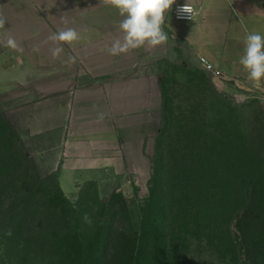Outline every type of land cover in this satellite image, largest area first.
Returning a JSON list of instances; mask_svg holds the SVG:
<instances>
[{
	"label": "crops",
	"instance_id": "0c3cea01",
	"mask_svg": "<svg viewBox=\"0 0 264 264\" xmlns=\"http://www.w3.org/2000/svg\"><path fill=\"white\" fill-rule=\"evenodd\" d=\"M186 2L196 18L172 19V8ZM172 8L162 26L166 43L111 56L106 48L122 37L118 25L124 17L100 0H0L6 19L0 41L11 35L20 49L0 43V104H7L17 128L55 138L63 191L84 173L125 174L137 163L151 166L167 89L162 63L173 76L179 72L191 80L189 70H197L216 89L219 82L264 96V80L250 81L239 63L246 35L264 36V0H176ZM65 28L79 31L81 39L71 45L48 40ZM56 46L64 51L53 59L50 49ZM69 56L75 63H67ZM180 57L190 66L177 67Z\"/></svg>",
	"mask_w": 264,
	"mask_h": 264
},
{
	"label": "trees",
	"instance_id": "16d2710c",
	"mask_svg": "<svg viewBox=\"0 0 264 264\" xmlns=\"http://www.w3.org/2000/svg\"><path fill=\"white\" fill-rule=\"evenodd\" d=\"M199 75L200 84L191 80L187 89H196L200 97L210 98L211 107L199 110V105H194L183 114L182 123L180 119L175 125L171 122L175 116L174 101L170 91L163 89L162 129L153 160L148 219L135 232L128 223V229L117 237L112 233L115 225L110 224L108 218L98 223L97 232L87 240L68 230L58 238V243L51 245L58 250L61 261L178 264L179 259L173 257L189 251L194 242H202L208 232L214 238L218 233L229 235L227 251L233 255L229 264H264L263 105L256 96L246 107H237L217 91L206 75L202 72ZM206 101V98L201 99L203 103ZM255 109L260 110L262 118ZM173 130H176L177 141ZM168 133L174 141L170 146L177 151L169 164L163 159ZM235 155L238 158L234 164L231 159ZM168 180L172 189L166 185ZM44 182L27 144L9 119L0 115V219L18 220L19 225L28 227L30 232L48 222L51 213L63 216L68 223L73 210L69 208L58 178L54 191ZM231 187L238 190L233 199V193L229 192L233 191ZM168 198H172L171 204L165 206ZM228 202L234 207L229 209ZM168 215L175 223L168 222ZM233 222L236 232L242 235L241 243L233 241L236 236L231 231ZM128 230L130 232H126Z\"/></svg>",
	"mask_w": 264,
	"mask_h": 264
},
{
	"label": "rangeland",
	"instance_id": "374dc122",
	"mask_svg": "<svg viewBox=\"0 0 264 264\" xmlns=\"http://www.w3.org/2000/svg\"><path fill=\"white\" fill-rule=\"evenodd\" d=\"M183 63L185 66H190L187 57H180L177 62V67L181 68L180 66H183ZM160 68L161 74H167L166 76H168L166 78L167 89H169L171 98L174 101L172 107L175 116L171 121L174 125L180 123L179 121L182 123L185 116L183 114L189 111L194 105H199V110H205L211 107L212 100L210 98L204 97L203 95L200 97V95H197L198 91L196 89H193V91L187 89L189 88L191 80H196V83L200 84V81H198L200 75L197 70H189L190 76L192 77L190 80L186 79L183 73L177 71L178 74L175 76L171 75V68L166 63L160 64ZM217 91L223 94L227 101L240 108L246 107L250 102L255 101L256 96H258L256 94L237 91L235 88L219 82ZM195 96L198 97L190 102L187 101L188 98ZM240 97L243 102L237 100L241 99ZM202 98H206L207 101L204 103L201 102ZM197 100L199 101L198 104H196ZM257 101L261 103L260 99ZM261 104L264 109V103ZM8 108L7 104H0V115L2 117H7ZM255 112L261 116L260 110L255 109ZM11 124L15 127L21 140L27 144L31 157L34 158L38 165L39 174L45 180V186L54 191L57 178L59 181L60 171V167L58 166L59 152L55 147V138L50 135L33 137L29 132L17 128L12 122ZM161 129L162 125H160L159 130L161 131ZM172 133L175 134L177 141L176 130H173ZM169 136L170 134L168 133L164 142L165 144L163 145V159H167V164H169V160L177 153L175 151L176 147L171 148L170 146L174 141ZM156 154L157 142L151 166H148L147 162L146 165L144 163H137L134 168L125 174H115L112 171H94L75 177L76 181L73 185L71 184L69 188L65 187V191L62 190L64 196L70 203L69 208L73 210L68 223L63 216H57V214L51 213V215L49 214L51 218H49L48 222H45L41 227L37 226L35 230L30 232L28 227L19 225L18 220L0 219V264H75L68 261H61L58 250H55L51 245L56 241L58 243V238L64 236L68 230L76 232L84 240L90 239L97 232L99 228L98 223L104 222L107 218L110 224L115 225V228H112L114 237L124 233L123 230H127L129 227L128 223L133 227V232L138 230L142 223L149 217V210L152 204L150 196L153 185L151 182L154 174L153 160ZM237 158L235 155L231 161L235 164L236 161L234 160ZM167 164L164 163V166H168ZM231 166L235 165L232 164ZM165 169L167 170V168ZM168 178L170 179V176ZM166 185L168 189L173 188L170 180L167 181ZM236 191L238 190L233 189V191H229L233 193L231 195L232 199L235 197L234 192ZM170 199L172 198L166 199L168 202L165 200V206L171 204ZM229 205V209L234 207L233 203H229ZM112 206L116 209L113 210ZM85 214H87L91 223L85 221ZM168 222L175 223L171 215H168ZM173 223L170 224L172 227ZM234 225L235 222L231 226V231L236 234L233 237V241L235 243H241L242 235L240 232H236ZM9 230L11 231L10 236L6 235ZM126 232H130V230ZM220 234L218 233L216 235L218 237L215 236L216 238H214L210 237L213 235L206 232L202 238V242H194L193 248L183 254L175 255L173 258L179 259L178 264H229L233 259V255L227 251L230 249V238L226 233Z\"/></svg>",
	"mask_w": 264,
	"mask_h": 264
},
{
	"label": "clouds",
	"instance_id": "9594fccd",
	"mask_svg": "<svg viewBox=\"0 0 264 264\" xmlns=\"http://www.w3.org/2000/svg\"><path fill=\"white\" fill-rule=\"evenodd\" d=\"M175 3L176 0H100V4L117 9L119 15L124 17L118 25L123 35L115 38L111 46L106 48L108 54L119 56L141 47H145L147 51H152L157 46L166 43L168 35L162 26L165 22V13L170 12ZM178 12L187 14V17L192 19L193 8L187 2L178 9ZM5 23L6 19L0 14V29L4 28ZM80 39V32L74 28L58 30L48 37L49 41L57 45H71ZM0 43L10 49L20 50L19 45L11 35ZM244 44V54L239 63L246 71L247 78L254 82L264 80V36L259 33H248ZM50 51L53 59H57L64 49L62 46H56ZM67 63L69 65L75 63V57L69 56ZM259 99L261 103H264V96L259 97ZM99 118L103 119V114H100ZM84 219L91 223L87 214H85ZM6 235L10 236L11 231L9 230Z\"/></svg>",
	"mask_w": 264,
	"mask_h": 264
},
{
	"label": "built area",
	"instance_id": "2783aa9c",
	"mask_svg": "<svg viewBox=\"0 0 264 264\" xmlns=\"http://www.w3.org/2000/svg\"><path fill=\"white\" fill-rule=\"evenodd\" d=\"M181 6H175L172 8L171 12H170V16L172 19H175V20H178V21H192L196 18L197 16V11L194 7L193 8V16H192V19H189L187 17V14H181L178 12V9L180 8ZM200 63L205 66L207 68V70L211 71L212 70V66L203 58H200ZM241 98V97H240ZM238 101L240 102H243L242 101V98L241 99H237Z\"/></svg>",
	"mask_w": 264,
	"mask_h": 264
}]
</instances>
